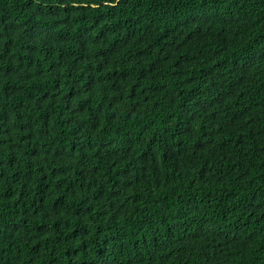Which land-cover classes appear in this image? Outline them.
I'll list each match as a JSON object with an SVG mask.
<instances>
[{"label": "trees", "instance_id": "1", "mask_svg": "<svg viewBox=\"0 0 264 264\" xmlns=\"http://www.w3.org/2000/svg\"><path fill=\"white\" fill-rule=\"evenodd\" d=\"M0 264H264V0H0Z\"/></svg>", "mask_w": 264, "mask_h": 264}]
</instances>
